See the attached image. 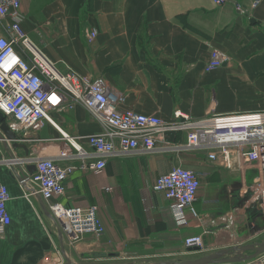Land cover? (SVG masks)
Here are the masks:
<instances>
[{
	"label": "crops",
	"instance_id": "obj_1",
	"mask_svg": "<svg viewBox=\"0 0 264 264\" xmlns=\"http://www.w3.org/2000/svg\"><path fill=\"white\" fill-rule=\"evenodd\" d=\"M253 1L22 0L25 32L61 72L105 79L120 96L121 109L160 117L165 130L153 151L110 156L102 174L74 172L60 200L68 207L98 205L105 227L101 236L86 235L74 243L66 233L60 235L39 196H27L28 184L20 179L30 163L24 149L14 151L22 164L9 166L5 159L13 153L0 140V182L9 190L12 220L0 236V264L193 260L242 244L252 220L227 229L221 217L244 205L243 189L254 174L211 162L204 151L185 150V134L170 122L176 108L197 118L264 111V0L255 8ZM93 30L98 34L89 44ZM213 50L227 61L208 70ZM52 117L71 136L102 131L99 120L80 105ZM61 135L46 123L39 140L23 143L31 159L54 156L68 149ZM178 165L201 180L195 202L199 216L188 213L183 227L176 225L169 201L154 190L156 179ZM199 234L205 248L185 249V239ZM98 253L105 256H94Z\"/></svg>",
	"mask_w": 264,
	"mask_h": 264
},
{
	"label": "built area",
	"instance_id": "obj_2",
	"mask_svg": "<svg viewBox=\"0 0 264 264\" xmlns=\"http://www.w3.org/2000/svg\"><path fill=\"white\" fill-rule=\"evenodd\" d=\"M213 2L223 5L229 0ZM257 4V0L253 1L252 8ZM237 9L241 7L238 5ZM24 20L22 0H0V112L21 142L39 140L38 131L49 123L61 132V140L68 148L54 156L38 155L31 159L33 154H30L24 158L29 159L28 165L36 167L25 180L29 190L27 196H41L58 228L72 243L86 235L99 237L105 227L98 205L68 207L60 200L71 176L76 170L102 174L107 159L117 153L155 150L165 123L157 116L121 109L120 96L103 78L61 72L25 32ZM97 34L96 30L91 31L87 42L93 44ZM226 61L224 53L213 50L207 69L218 68ZM78 105L99 120L101 132L83 137L71 136L60 129L52 113L72 111ZM170 126L185 134V150L204 151L211 162L220 161L229 169L237 162L241 172L252 171L253 180L243 189L244 205L221 219L227 229L236 222L241 224L243 219L252 220L242 244L264 240V111L210 113L197 118L176 108ZM5 160L9 166L24 161L15 155ZM200 188L197 173L181 165L161 174L154 184V190L169 201L178 227L189 224L188 213L199 216L195 202ZM9 198L7 186L0 182V236L12 221L7 208ZM184 246L191 250L205 248L203 234L187 237ZM235 264H264V253Z\"/></svg>",
	"mask_w": 264,
	"mask_h": 264
},
{
	"label": "water",
	"instance_id": "obj_3",
	"mask_svg": "<svg viewBox=\"0 0 264 264\" xmlns=\"http://www.w3.org/2000/svg\"><path fill=\"white\" fill-rule=\"evenodd\" d=\"M0 140L6 144L9 152L13 153L14 151L20 149H24L25 157L30 155L29 148L27 145L19 140L18 135L13 132L5 121L4 115L0 112ZM233 168L237 169V162L233 164ZM36 171V167L34 164H30L27 166V172L25 173L21 169V178L23 180L28 179V174H33ZM39 199L41 201V207L44 213L47 216H52L48 211L44 201L41 196ZM59 229V228H58ZM60 235H63L61 229H59ZM62 251L65 252V248H62ZM264 253V240L258 242H251L248 244H237L226 248L218 249L212 253H208L202 255L193 260L191 259H179V260H162V261H149V262H139V261H129L125 263H112V264H235L242 263L245 261L252 260L257 256ZM96 257H103L105 254H95ZM65 264H76L73 263L70 259H66Z\"/></svg>",
	"mask_w": 264,
	"mask_h": 264
},
{
	"label": "rangeland",
	"instance_id": "obj_4",
	"mask_svg": "<svg viewBox=\"0 0 264 264\" xmlns=\"http://www.w3.org/2000/svg\"><path fill=\"white\" fill-rule=\"evenodd\" d=\"M48 140V139H47ZM199 178V177H198ZM199 180H200V178H199ZM200 182H201V180H200ZM111 262H125L126 260H119V259H111L110 260Z\"/></svg>",
	"mask_w": 264,
	"mask_h": 264
}]
</instances>
